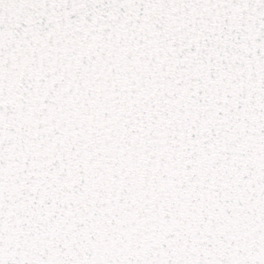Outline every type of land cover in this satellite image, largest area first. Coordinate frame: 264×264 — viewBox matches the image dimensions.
I'll list each match as a JSON object with an SVG mask.
<instances>
[{
	"label": "snow or ice",
	"instance_id": "6c2138e0",
	"mask_svg": "<svg viewBox=\"0 0 264 264\" xmlns=\"http://www.w3.org/2000/svg\"><path fill=\"white\" fill-rule=\"evenodd\" d=\"M0 264H264V0H0Z\"/></svg>",
	"mask_w": 264,
	"mask_h": 264
}]
</instances>
